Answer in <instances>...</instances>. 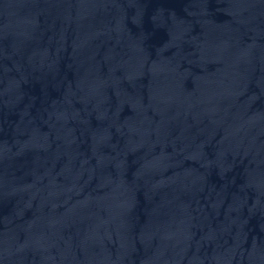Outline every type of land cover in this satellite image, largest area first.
Listing matches in <instances>:
<instances>
[{
  "label": "water",
  "instance_id": "95a60500",
  "mask_svg": "<svg viewBox=\"0 0 264 264\" xmlns=\"http://www.w3.org/2000/svg\"><path fill=\"white\" fill-rule=\"evenodd\" d=\"M0 264H264V0H0Z\"/></svg>",
  "mask_w": 264,
  "mask_h": 264
}]
</instances>
